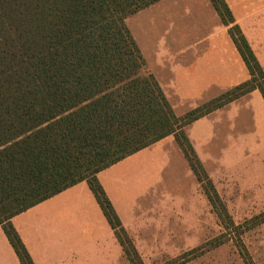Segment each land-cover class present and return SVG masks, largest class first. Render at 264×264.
Instances as JSON below:
<instances>
[{
	"label": "trees",
	"instance_id": "1",
	"mask_svg": "<svg viewBox=\"0 0 264 264\" xmlns=\"http://www.w3.org/2000/svg\"><path fill=\"white\" fill-rule=\"evenodd\" d=\"M159 1L0 0V228L19 264L33 262L12 218L82 182L130 264L139 261L97 175L172 136L202 183L184 129L253 91L264 102V71L224 0H209L249 79L176 117L125 24ZM207 198L230 230L216 195Z\"/></svg>",
	"mask_w": 264,
	"mask_h": 264
},
{
	"label": "crops",
	"instance_id": "2",
	"mask_svg": "<svg viewBox=\"0 0 264 264\" xmlns=\"http://www.w3.org/2000/svg\"><path fill=\"white\" fill-rule=\"evenodd\" d=\"M254 1L224 0L234 25L259 64L260 57L264 58V20L261 11L259 17L256 16L259 8L253 10ZM125 24L145 62V71L154 77L176 117L184 116L249 79L228 28L222 25L209 0H160L128 17ZM259 66L264 71L262 61ZM259 97L260 94L253 91L184 129L200 163L201 154L220 152L221 133H227L229 126L232 136L237 133L252 136L257 130L252 105H259ZM261 102L264 104L262 98ZM227 135L224 144L232 138ZM181 157L186 172L190 170L188 162L174 138L169 136L97 175L125 233L124 217L127 221L133 218L138 196L129 198L124 190L119 196L120 184L129 178L119 173L146 161L147 169L153 174L138 178L136 184L147 190L156 184L157 174ZM115 173L116 180L110 184L109 179H114ZM11 224L33 264H130L84 182L15 216ZM132 246L137 249L134 243ZM0 264H19L1 228Z\"/></svg>",
	"mask_w": 264,
	"mask_h": 264
},
{
	"label": "rangeland",
	"instance_id": "3",
	"mask_svg": "<svg viewBox=\"0 0 264 264\" xmlns=\"http://www.w3.org/2000/svg\"><path fill=\"white\" fill-rule=\"evenodd\" d=\"M253 6V10L259 8L256 16L261 11L264 20V0H255ZM258 99L259 105H252L256 124L252 123L257 127L252 136H232L229 126L227 133H221L220 152L200 155L207 177L202 183L191 169L185 172L182 157L157 174L156 184L147 190L136 184L138 178L153 174L146 161L119 173L131 179L118 185V191L124 190L129 198L138 196L133 218L127 221L122 215L129 242L137 247L139 261L134 258L133 264H246L240 253L242 245L251 264H264V223L255 221L264 213V104ZM227 134L232 138L224 144ZM113 178L110 184L116 173ZM215 195L234 225L230 230L224 229L208 202L207 196L215 199ZM216 209L221 211L219 204Z\"/></svg>",
	"mask_w": 264,
	"mask_h": 264
}]
</instances>
